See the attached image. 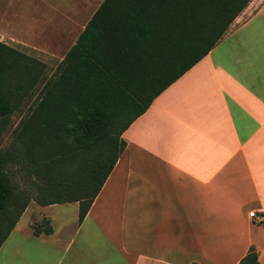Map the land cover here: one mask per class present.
Segmentation results:
<instances>
[{"label":"crops","instance_id":"obj_1","mask_svg":"<svg viewBox=\"0 0 264 264\" xmlns=\"http://www.w3.org/2000/svg\"><path fill=\"white\" fill-rule=\"evenodd\" d=\"M103 1L0 0V23L23 33L0 27V40L59 64ZM122 136L126 147L84 219L78 201L35 200L38 220L53 226L35 234L30 218L20 226L32 199L0 264H239L252 246L264 264V221L249 215L264 210V0H251ZM66 203L77 215L57 227L44 209Z\"/></svg>","mask_w":264,"mask_h":264},{"label":"trees","instance_id":"obj_2","mask_svg":"<svg viewBox=\"0 0 264 264\" xmlns=\"http://www.w3.org/2000/svg\"><path fill=\"white\" fill-rule=\"evenodd\" d=\"M250 2L104 0L48 77L45 62L0 40V137L38 92L11 144L0 138V248L32 199L78 201L81 222L126 147L124 131ZM32 227L53 232L46 217ZM239 264H260L254 246Z\"/></svg>","mask_w":264,"mask_h":264},{"label":"rangeland","instance_id":"obj_3","mask_svg":"<svg viewBox=\"0 0 264 264\" xmlns=\"http://www.w3.org/2000/svg\"><path fill=\"white\" fill-rule=\"evenodd\" d=\"M36 0H34L35 3ZM33 15H31V20H36L39 13L36 15V12H34V10L32 11ZM13 20V18H12ZM0 27H2L4 29V31L9 32L11 34H13L15 37H17L18 34H23V33H19V30L17 29V24H15L14 26H10L9 24L5 23V24H1L0 23ZM31 39L33 40V42H35V38L30 36ZM12 45L25 51L26 53L36 57L39 60H46L43 61L47 64V69L45 72V75L48 77L50 76L57 68L58 66V61L54 62L51 61L50 59H48V57L43 56V52H41L38 48L35 47H29V46H25L22 45L20 43L17 42H12ZM45 55V54H44ZM38 92L33 93L30 97H26L24 98V100L22 101V105L21 108L18 109L12 116L11 119L9 121V124L7 127L3 128L1 130V145L3 148H7L13 139V131L16 128V126L19 124L20 120L25 116V114L27 113V111L30 108V104L34 102L36 95ZM20 173H17L16 176L12 177L15 181H20ZM31 206L32 208L29 209L28 213L26 215H24V217L21 219L20 222V226H23L26 224L27 219L30 218L33 221V224L37 221H40L41 219L38 220L39 216L37 215L39 210H42V207H39V205L36 203L35 200L31 201ZM44 212L48 215H52L53 219H54V224L58 227L60 226L63 222V220H71L74 219L77 215V210H76V205L75 203H66V204H62V205H58V206H52V207H46L44 209Z\"/></svg>","mask_w":264,"mask_h":264},{"label":"built area","instance_id":"obj_4","mask_svg":"<svg viewBox=\"0 0 264 264\" xmlns=\"http://www.w3.org/2000/svg\"><path fill=\"white\" fill-rule=\"evenodd\" d=\"M252 218L256 219L258 222L264 221V210H252L249 214Z\"/></svg>","mask_w":264,"mask_h":264}]
</instances>
